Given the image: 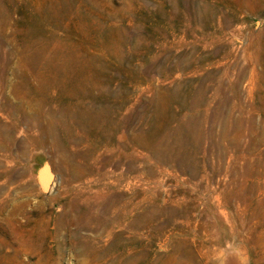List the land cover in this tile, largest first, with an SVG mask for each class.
<instances>
[{
	"label": "rangeland",
	"instance_id": "1",
	"mask_svg": "<svg viewBox=\"0 0 264 264\" xmlns=\"http://www.w3.org/2000/svg\"><path fill=\"white\" fill-rule=\"evenodd\" d=\"M239 261L264 264V0H0V264Z\"/></svg>",
	"mask_w": 264,
	"mask_h": 264
},
{
	"label": "bare ground",
	"instance_id": "2",
	"mask_svg": "<svg viewBox=\"0 0 264 264\" xmlns=\"http://www.w3.org/2000/svg\"><path fill=\"white\" fill-rule=\"evenodd\" d=\"M48 176V175H47ZM46 178V177H45ZM47 179V178H46ZM48 181V180H47ZM92 181V180H91ZM84 182H86L87 184H88V182H89V179H88V177H86V179L84 180ZM261 231V230H260ZM234 239V238H233ZM232 247V246H231ZM234 251H237V250H234ZM233 252V251H232ZM239 253V252H238ZM239 256V255H238ZM237 257V255H235V258ZM234 258V259H235ZM238 259V258H237ZM237 259H235V260H237ZM237 262V261H236ZM240 262V264H242L243 263V261H239ZM242 262V263H241ZM234 263V262H233ZM238 263V262H237Z\"/></svg>",
	"mask_w": 264,
	"mask_h": 264
}]
</instances>
